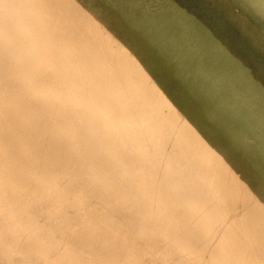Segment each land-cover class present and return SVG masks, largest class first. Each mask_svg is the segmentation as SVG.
Segmentation results:
<instances>
[{
  "label": "rangeland",
  "instance_id": "obj_1",
  "mask_svg": "<svg viewBox=\"0 0 264 264\" xmlns=\"http://www.w3.org/2000/svg\"><path fill=\"white\" fill-rule=\"evenodd\" d=\"M46 1L0 0V264H233L232 254L264 264V253L256 254L241 239L242 229L257 224L251 220V179L242 169L234 171L228 149L219 150L209 133L220 135L221 145L235 136L248 145L264 139L263 127L241 123L244 101L255 102L251 83L264 73L260 55L253 51L241 66L239 95L224 119L223 111L208 106V95L222 84L224 74H207L212 58L199 59L212 42L210 27L195 22L184 28L187 34L197 26L180 43L184 50L164 45L166 60L159 73L173 81L160 92L153 89L152 71L149 81L131 92L134 76L116 75L125 52L107 53L108 41L101 40V59L85 77L100 78L102 90L109 76L107 95L113 102L107 104L125 110H116L118 115H133L137 103L148 110L143 117L138 113L130 135L109 131L93 112L58 114L67 90L55 81L44 52L55 51L47 38L62 46L48 17L61 4ZM111 1L125 10L126 0ZM238 4H221L214 23L219 18L237 25L244 14L255 27V10L244 11ZM172 7L162 17L169 29L178 22ZM131 31L140 35L141 49L154 55L162 51V41L149 34L148 24L137 22ZM72 39L68 50L79 44ZM220 59L229 60L225 55ZM68 88L80 93L78 87ZM168 94L188 100V107L161 105L151 111ZM250 109L261 115L264 102ZM237 148L230 153L238 154L242 149ZM240 161L243 168L250 165L244 156Z\"/></svg>",
  "mask_w": 264,
  "mask_h": 264
},
{
  "label": "bare ground",
  "instance_id": "obj_2",
  "mask_svg": "<svg viewBox=\"0 0 264 264\" xmlns=\"http://www.w3.org/2000/svg\"><path fill=\"white\" fill-rule=\"evenodd\" d=\"M59 1L61 5L58 12L49 13L48 17L52 18L53 27L58 33L55 38H58L62 46H57L54 39L49 40L47 38V46L55 49V51H53V54H50V49L48 52H44V59L47 65L52 68L55 81L64 85L67 90L66 97L58 114L60 116H67L71 111H75L77 115H82L87 111L93 112L95 116L97 115L100 118L97 117L102 122L103 127L109 131L118 129L130 135L132 132L131 128L136 127L139 123L136 118L138 117V113L143 117L147 114L148 110L143 104L137 103V108H135L137 111L134 110L133 115H129L126 118H124L125 114L120 113L118 115L116 113L117 108L112 107V104H107L113 102L111 96L107 95L111 91L109 88V76L100 73L102 76H105L104 80H107L102 85L104 86L102 90L101 83L97 82L100 78L92 80L85 77L86 74L91 73L94 69V63L101 59H98V47L103 39H106L110 46L107 47V53L116 52L123 54L125 52L124 61L122 60L123 63H121V71L116 75L120 77L121 73L124 72L127 76H134V80L129 83L131 92H135L137 85L141 86L149 81L150 71L156 77L152 83V85L154 84L153 89L155 92H160L166 88L169 89V82L173 81L171 78L164 80V78L160 77L159 68L160 66L162 67L166 60V54L163 52V48L166 49L164 45L167 44L172 49L184 50L180 43L191 38L196 32L198 25L210 27L211 32H213L212 42L204 47V52L202 55H199V59L201 61L202 56H204L205 59L203 61L206 62L212 58L213 63L209 66L207 74L212 75L216 71L224 74L221 76L223 78L222 84L217 85L215 92H211L208 95L210 102L208 106L217 109L219 112L223 111L224 119L230 113L229 109H232L235 97L239 95L236 75L241 66L253 56V51L255 54L260 55L264 63V0H222L224 5L229 8L236 2H239V7L243 8L244 11L248 10V8H253L257 21L255 27L250 26L244 14H241L244 22H239L237 25H233V23L229 25V22L219 18V21L216 20V23H214L213 17L217 9L219 12L217 15L220 14V5L223 4L216 0H157L155 3L149 0H126V7H124L125 10L123 11L118 10L117 4H113L111 0ZM40 3L44 5L47 1L40 0ZM170 4L173 6L172 8L176 9L178 16V22H175L173 29L167 28L166 24L163 23L164 18H162L170 13L167 10ZM133 7L138 10L134 12ZM57 15L58 18L56 17ZM136 19L138 20L136 21ZM205 20L210 21H208L210 26L205 23ZM48 22L49 20L46 23ZM137 22L142 25L148 24L149 34L158 38L157 41H162L163 47L159 46V49L162 51H157L156 55H154L150 51L141 49L138 46L140 35L133 34L131 31V28L135 27ZM195 22H198L196 28L194 30L190 29L186 34V30L183 29L187 28L189 24L192 26ZM72 36L76 37L79 44H77V47L68 50L65 46L71 44L70 42L73 40ZM46 37L51 36L47 34ZM231 41H233L232 44ZM245 53L246 55L243 56ZM55 54L58 55L57 58ZM224 55L229 60L222 61L220 58ZM161 57L162 60H160ZM56 59L59 61L56 62ZM84 62L89 64L86 66ZM227 71H231L232 74L227 75ZM93 74L96 75L95 70ZM164 75L167 76L165 72ZM251 84L257 90L255 91V102H264V73ZM70 85L78 87L77 89L80 93H72L70 88H68ZM223 98H225L224 101ZM186 101L188 100H179L175 95L168 94L166 97L163 96L160 104L151 109V111H157L161 105L174 107V110H177V104H180L185 109L188 107ZM255 102H252L251 99L247 102L244 101L243 106L245 108L242 111L245 116V123H243L244 121L241 123L264 128V112L259 115L250 109L251 105H254ZM118 110L125 111L123 108H118ZM189 120L190 118L187 119V121ZM221 124L222 122L219 126ZM145 132L148 133V131ZM209 133L213 137V144L219 150L224 147L228 149L229 164L233 167L234 171H241L242 169L243 171L241 172L251 179L250 185L253 194L250 202L251 206L255 209L252 214L253 219L251 220L256 221L257 224L239 231L242 232L243 238L241 239L245 242L246 247L251 248L256 254L264 253V139L248 145L242 142L240 136L239 139L235 136L227 140L224 145H221L219 144L221 140L220 135L214 137L212 130ZM229 141L230 143L226 145ZM234 145L238 146V151L242 149L238 154L230 153ZM243 156L244 161H249L251 166L246 165L243 168V164L240 161ZM14 163L17 165L16 160ZM254 167H257L258 170ZM2 183L3 181L0 182V186ZM261 225L263 227H259ZM239 231L236 232L239 233ZM230 232H235L231 226ZM232 257L233 264H254V261L248 257L236 254H232Z\"/></svg>",
  "mask_w": 264,
  "mask_h": 264
}]
</instances>
